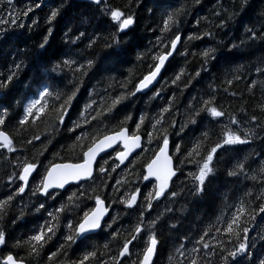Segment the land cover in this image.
Returning <instances> with one entry per match:
<instances>
[{"label": "snow or ice", "instance_id": "snow-or-ice-1", "mask_svg": "<svg viewBox=\"0 0 264 264\" xmlns=\"http://www.w3.org/2000/svg\"><path fill=\"white\" fill-rule=\"evenodd\" d=\"M5 4L10 19L0 17V25L11 23L28 32L37 25V20L32 19L30 26L17 24V19L29 16L34 9H48L45 14L48 27L39 41L34 42V51L43 56L40 70L24 85L26 91L14 106L9 97L19 83L20 73L30 65L25 59L17 61L14 57L10 65L4 61V70L0 71V162L12 163L8 156L11 154L15 157L14 168L17 169L7 175V180L15 184V190L0 199V221L5 220L12 202L29 189L38 201L41 197L44 201L35 207V213L40 216L30 229L32 234L26 239H16L12 247H27L29 256L39 257L59 233L63 242L47 256L48 264H56L57 258L69 249L77 258L59 264H155L154 258L163 242L161 225L169 232L176 231V224L167 221L168 214L173 211L171 208L165 206L163 211L152 215L157 204L162 199L174 202L185 193L195 201H202L210 186H219L222 178L239 180L243 176L245 180L258 181L259 188L255 183L251 187L246 185L235 198V203H228L227 192L220 194L222 207L219 214L215 215V222L204 224L199 239L195 241L201 247L190 249L188 264H211L207 257L209 253L212 257L217 255L215 248H219L222 264H246L249 257L253 264H264V260L257 262L249 251L253 245L250 243L252 229L248 225L257 220L264 222V159L253 160L252 154L246 152L250 143L248 137L254 134V127L241 130L238 125L244 123L242 117L248 109L241 106V115L229 113L219 106L217 97L209 95L207 99L201 98L194 116L180 124L179 129L176 128L177 121L171 118L175 96L151 118L143 112L133 111V101L138 96L152 91L150 99L159 97L160 93L153 91L154 82L177 52L187 56L191 53L193 39L202 41L212 35L204 26L194 29L185 38L179 25L188 12L187 0H174L159 6L163 9L157 25L159 35L152 48L136 52L135 61L127 59V45L123 43L137 24V16L128 11L130 4H115L113 0H84L83 3L81 0H58L52 5L49 0H30L25 9L16 11L15 15L13 0H0V8ZM84 7L97 12L102 17V25L91 35L64 32L63 48L49 54L56 30L54 26H58L71 10ZM194 20L197 26L210 23L208 17L196 16ZM11 38L8 30L0 27V41ZM14 39L17 44H26L23 31ZM82 40L86 41L84 48L78 43ZM69 44L80 51L73 53ZM28 51L27 47L23 52L18 49V55L27 56ZM98 51L102 55L97 56ZM201 55L207 57L209 51L205 49ZM147 59L152 61L147 65V71L138 72ZM260 63L264 65V61ZM125 65L129 66L125 68ZM255 70L259 78L248 81L244 87L253 95L260 88L264 99V70L261 66ZM230 71H239V68ZM200 74L196 73L197 76ZM241 79L243 77L238 75L227 78L226 74L225 82L231 87L224 89L225 93L235 97L237 91L232 88H236ZM92 80L95 84L89 90L88 82ZM182 81L187 86L184 70L180 69L171 84L178 85ZM13 107L19 109L15 124H11ZM255 107L264 114V103ZM73 112L76 120L72 119ZM246 118L249 122H260L256 112ZM41 124L43 130L37 131ZM192 125H196L195 132L199 134H194L185 145L181 133L187 136L185 129L191 131ZM61 126L74 139L61 146L64 155L56 151L52 153L53 159L48 160L45 154L50 151L48 145L54 139V135L48 133L57 134ZM85 126L91 131H85ZM173 137H178L181 142L177 143ZM34 142H40L41 148L31 158L25 156L21 160L17 152L21 148L26 150L28 145L34 147ZM145 143L149 147H145ZM153 144L155 148L150 147ZM253 163L257 165L255 168L251 167ZM121 165L125 166V176L122 180L117 179L116 184L128 185L129 190L113 189L112 203L122 205L124 215L133 220L128 227L117 229L114 225L120 213L111 215L109 198L101 193L111 187L106 179H113L111 173ZM188 165L192 167L185 171ZM137 166L143 170L136 171ZM128 176L148 183L143 187L133 186ZM86 183L90 195H85L82 190ZM149 185L150 190L145 191ZM58 197L63 199L48 210L46 202L49 199L56 201ZM229 210L231 214L227 215ZM24 215L21 211L16 219H22ZM213 232L217 234L211 237L214 246L205 242ZM9 238V232L0 226V248L8 246ZM184 238L188 239V234ZM112 244L117 245L115 254H112ZM185 247L181 243L175 247V252L183 257ZM168 261L169 264H183L179 257L172 255ZM0 264H26V261L8 251Z\"/></svg>", "mask_w": 264, "mask_h": 264}, {"label": "trees", "instance_id": "trees-1", "mask_svg": "<svg viewBox=\"0 0 264 264\" xmlns=\"http://www.w3.org/2000/svg\"><path fill=\"white\" fill-rule=\"evenodd\" d=\"M29 2L30 0H13L14 9H15V11H13V15H15L16 11L24 10L25 5L29 4ZM36 2H39V0H36ZM57 2L58 0H49V3L52 5L56 4ZM173 2L174 0H144V3L136 9L137 25L142 26L140 24V21L144 19L146 7L156 6V10H158L161 4L173 3ZM215 2L216 0H204V3L198 6L197 9L193 11L192 15L188 18L187 24L182 25V28L185 32V38L187 37V35H191L194 29H199L201 27L206 26V25H201V26L195 25L194 17L208 16L209 15L208 9H210ZM113 3L120 4L119 0H113ZM225 6H227V0H225ZM74 10H78V9H73L71 11ZM47 11L48 9L43 7L41 9H34L33 13H29V16L27 17L20 16L17 19V24H24L30 26L32 19H36L38 23L36 26H32L31 32H28L24 29H19L16 27V25H13L11 23L0 25V27L7 29L9 36L12 37L11 39H7L6 42L0 41V71L4 70L3 62L6 61L10 65L14 57L17 59V61L23 58L26 60V63L30 65L29 67H25L20 73L19 83L17 84L16 88L9 97V102L13 106L15 105L16 100L22 99V96L26 91L24 85L27 84L29 82V79L33 77L34 74H36L40 70V60L43 59V56L39 52L34 51V42L39 41L41 35L44 33V30L48 27V25L45 23V14ZM70 12L68 13V15L70 14ZM0 17H2L5 20L10 19L6 4L2 8H0ZM209 18L211 19V17ZM66 19L67 16L63 20L59 21L58 26H54L56 30L54 37L51 41L49 54L62 49L64 46L65 38L63 37V33L67 31V29L64 27V23ZM159 22L160 20L158 18L155 19L149 18L147 20V27L145 31L141 33V39H139L134 46H127V59L131 61H135V55L137 51H144L149 48H152V45L156 41V36L159 35V31L157 29V25L159 24ZM21 31L24 32V39L26 41V44L25 43L17 44V42L14 39L15 35L19 34ZM207 42H208V38H205L202 41L198 40L191 42L190 52L199 49L200 47L204 46ZM26 47L29 50L28 55L27 56L18 55V49L21 52H23V50ZM180 51H183V48H181ZM184 59L185 57L181 56L179 52H177L174 55V57L170 59V61L166 65V68L163 70L160 79L153 87V91L160 93L159 97L150 99L149 97H152V91L147 92L146 95L138 96L133 101L134 112L136 113L143 112L151 118L158 112L161 106H166V102H171L172 97L175 96V101L173 102V107L171 110V118L177 121L176 128L179 129L180 124L184 123L182 111L185 105H187L190 102L192 96L195 94V89L193 85H196V82H193V85H189L187 88H185L184 86L185 82L183 81L180 82L178 85L171 84V80L174 78L175 74L183 66ZM220 59L224 61H228V60H233L235 58L230 56H223ZM151 63L152 61L150 59L145 60L144 67L138 68V72H146L147 65ZM128 66L129 65H125V68ZM255 78H256V74H253L248 77V81ZM94 84H95V80L88 82L89 90H91V85ZM196 86L198 87L199 85ZM233 90L238 91L239 89H233ZM258 95H259V91L257 89V96ZM86 98L87 97L85 96L84 99ZM248 99L251 100L252 98L248 97ZM82 103H83V99L81 100V104ZM18 113H19V109L13 107L11 113V124H15V121L18 117ZM167 115L168 114H166V116ZM76 118H77L76 113L73 112L72 119L76 120ZM166 126L167 125L165 124V127ZM36 130L42 131L43 124H41L39 129ZM85 131H91V129L85 126ZM194 134L198 135L199 133L196 132V133L188 134L187 136H184V134L181 133V136L184 137L183 143L187 145L189 138L193 137ZM26 135L27 138L29 139L31 138L30 134H26ZM48 135H54L52 144L48 145L50 151L45 154L48 157V160L53 159L52 153L56 151H60L61 154L64 155L61 146L70 144L74 139L71 133L64 130L63 126L57 129V134H53L50 131ZM173 139H175L177 143L181 142V140L178 137H173ZM145 147H149V146L145 143ZM150 147L155 148L156 145L153 144ZM40 148H41L40 142H34V147L28 145L26 146V150L24 148H21L16 155L19 156L21 160H23L25 156L31 158ZM114 155L115 154L113 153V157ZM148 155H150V153ZM8 156L12 160V163L0 162V199H5L6 194L14 193L15 190V184L7 180V175L17 170L14 168L15 157H12L11 154H8ZM253 160L256 159L253 158ZM57 162H59V160H57ZM256 166L257 165L255 163L251 165L252 168H255ZM191 167H192L191 165H188L185 171H187ZM135 170L142 171L143 169L137 166ZM111 176L113 177V179H106V183L109 184L111 187L104 189L101 194L109 198L111 215L116 216L117 213H120V217L118 218L117 223L114 225V228L117 229H120L122 227L126 228L128 227L129 223L132 222L133 218L126 217L124 215L122 205H120L119 203H112V200L114 198L113 189H119L120 192H126L129 190L128 185L122 187L116 184L117 179H121V180L124 179L125 166L122 165L121 168L118 169L116 172L111 173ZM179 179L182 180L183 177H180ZM128 180L131 181V184L133 186H139V187H143L144 184L148 183L147 181H137L132 176H128ZM16 183H19V181H16ZM97 183H100V181H97ZM253 183H255L257 188H259L258 181L252 182L250 180H245L243 176H241L239 180H233L232 178H222L219 186L217 185L210 186L208 195L202 201L193 200L190 196L187 195V193L179 197L174 202H169L167 200L162 199L157 204L156 209L152 212V215L154 216L156 215V212L163 211L165 206L171 208L173 211L168 214L167 221L176 224V231L169 232L166 226L161 225L163 229L162 232L163 242L160 245L158 255L155 257V264H169L168 261L169 255H172L174 257H179V259L183 261V264H188L187 258L190 257V249L193 246L198 248L201 247V245L196 244L195 241L199 239V234L201 233L204 224L207 223L208 221L215 222L214 217L215 215L219 214V211L222 207L220 194L223 192H227L229 195L228 203H235V198L238 197L244 191L245 186L247 185L251 187ZM177 184L179 185V181H177ZM150 187L151 185H149V188L145 189V191L150 190ZM72 190L74 191L75 189L73 188ZM82 190L85 191V195L91 194L90 187L87 183L82 185ZM61 199H63V197H58L56 201H52L51 199H49L46 202L48 210H52L54 206H57ZM38 202H44L43 198L41 197L38 201L37 196L31 195V189L27 190L21 196H18L12 202L11 207L7 211L5 220L3 221L4 228L9 232L10 238H9L8 246L4 248H0V260H2L4 254H6L8 251H11L14 255H17L18 257H23L26 261V264H48L47 256L51 253V251H56L58 244L63 242L62 239L60 238V234L58 233L57 237L53 238V241H51L45 247L44 252L39 257L29 256L27 247L24 248L12 247V244L15 242L16 239H26L27 236L32 234L30 232V229L35 224L36 218L40 216L39 213H35V207L38 206ZM257 203H259V201H257ZM182 208H187L189 209V211H187L186 213L181 212ZM21 211L24 212L25 214L24 217L22 219H16L19 217ZM226 214L230 215L231 210L227 211ZM13 219H16L15 223H12ZM40 222L43 223V220L41 219ZM248 226L250 227V229H252V231L250 232L251 244L254 242L253 240L254 237L258 239L260 236H264V222L257 220L252 224H249ZM185 234H188L189 237L188 239L184 238ZM215 235H217L215 232L211 233L209 237L205 238V242H208L214 246L215 241H213L211 237ZM181 243L186 245V247L182 249V251H184L185 253L183 257H180L179 253L175 252V247H178L179 244ZM75 247L76 246H73V248ZM116 247H117L116 244L111 245L112 254H115ZM257 248H264V241L258 243ZM215 251L217 252V255L215 257H212L211 253H209L207 259L211 260V264H220L219 248H215ZM249 251L253 253L255 259L257 256L256 249L250 248ZM200 255L203 256V252H201ZM76 258L77 255L73 252L72 249H69L65 254H61L57 258L56 264H59L60 261H65L67 259L75 260ZM105 259H107V257H105Z\"/></svg>", "mask_w": 264, "mask_h": 264}, {"label": "clouds", "instance_id": "clouds-1", "mask_svg": "<svg viewBox=\"0 0 264 264\" xmlns=\"http://www.w3.org/2000/svg\"><path fill=\"white\" fill-rule=\"evenodd\" d=\"M81 2L83 3L84 0ZM187 2L189 4L188 12L183 17L180 27L187 24L188 18L198 6L204 3V0H187ZM119 3L120 5L130 4L131 7L128 11L137 15L136 9L144 3V0H119ZM162 11V8L156 10V6L146 7L144 19L140 21L142 26L136 24L133 31L124 38L123 43L127 46H134L141 39V33L146 29L147 20L149 18L160 20ZM208 12V16L201 17H208L210 23L206 26L212 35L208 37V42L204 46L184 56V63L180 68L184 70V80L187 82V86L184 85L185 88L193 85V82L199 85L198 87L193 85L195 94L182 111L184 122L190 116H194L200 106L201 98L207 99L209 95L217 97L219 106L229 113L235 112L237 115H241L240 107L245 106L248 112L242 117L244 123L238 127L241 130L254 127V134L248 137L250 143L246 152L252 154V159L262 160L264 159V155H262L264 154V114H261L255 105L264 103V99H262L260 88H257L259 91L257 96V89L253 95L244 85L248 82V77L253 74L259 78V73L255 70L257 66H261L264 70V65L260 63L264 61V0H227V6H225V0H216ZM216 13L220 15L217 16ZM101 25L102 17L87 7L71 11L64 23L66 32L76 34L84 32L88 35H91ZM252 33L256 35L253 36ZM194 41L198 40L193 39L191 42ZM78 43L80 48H84L86 41L82 40ZM69 47L72 48L73 53L80 51V48L71 44ZM205 49L209 51L207 57L201 55ZM100 55L102 53L98 51L97 56ZM223 56H230L235 59L224 61L220 59ZM236 68H239V71H230V69ZM197 72L201 73L200 76L196 75ZM226 74L227 78H232L233 75L243 77L236 88H232V90L239 89L235 97L227 95L224 91V89L231 87L225 82ZM248 97L252 99L250 100ZM252 112H256L260 117L259 123L247 121V115ZM195 129L196 125H192L191 131L188 129L185 131L187 130L188 134H192ZM187 211H189L187 208L181 210L185 213ZM0 226L4 227L3 221H0ZM253 240L252 248L256 249L257 252L256 261L264 260V248H257V244L264 241V236H260L258 239L254 237ZM246 264H253L251 257L247 258Z\"/></svg>", "mask_w": 264, "mask_h": 264}, {"label": "water", "instance_id": "water-1", "mask_svg": "<svg viewBox=\"0 0 264 264\" xmlns=\"http://www.w3.org/2000/svg\"><path fill=\"white\" fill-rule=\"evenodd\" d=\"M163 72V71H162ZM161 75H162V73H161ZM161 75H160V77H161ZM160 77H158V80L160 79ZM157 80V81H158ZM157 81L156 82H154V85L157 83ZM108 151H111V149H109ZM103 155V154H102ZM122 166V165H121ZM155 259V258H154Z\"/></svg>", "mask_w": 264, "mask_h": 264}]
</instances>
